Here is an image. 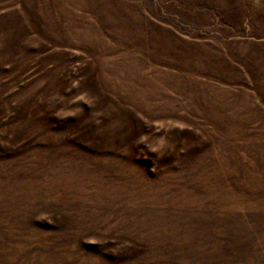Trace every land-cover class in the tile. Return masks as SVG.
Wrapping results in <instances>:
<instances>
[{"label": "rangeland", "instance_id": "374dc122", "mask_svg": "<svg viewBox=\"0 0 264 264\" xmlns=\"http://www.w3.org/2000/svg\"><path fill=\"white\" fill-rule=\"evenodd\" d=\"M0 264H264V0H0Z\"/></svg>", "mask_w": 264, "mask_h": 264}]
</instances>
